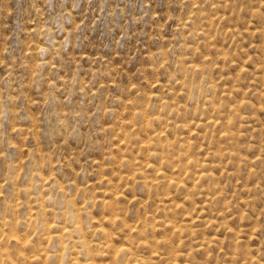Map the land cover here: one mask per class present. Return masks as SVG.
I'll list each match as a JSON object with an SVG mask.
<instances>
[{
  "label": "rangeland",
  "instance_id": "1",
  "mask_svg": "<svg viewBox=\"0 0 264 264\" xmlns=\"http://www.w3.org/2000/svg\"><path fill=\"white\" fill-rule=\"evenodd\" d=\"M0 243L264 264V0H0Z\"/></svg>",
  "mask_w": 264,
  "mask_h": 264
},
{
  "label": "bare ground",
  "instance_id": "2",
  "mask_svg": "<svg viewBox=\"0 0 264 264\" xmlns=\"http://www.w3.org/2000/svg\"><path fill=\"white\" fill-rule=\"evenodd\" d=\"M202 106V105H201ZM145 135V134H144ZM141 142V141H140ZM161 146V145H160ZM136 147V146H135ZM171 148V147H170ZM146 149V148H145ZM174 149V148H173ZM139 152V151H138ZM137 152V153H138ZM139 154V153H138ZM180 154V153H179ZM220 154V153H219ZM140 155V154H139ZM129 159H131V158H129ZM140 159V158H139ZM142 160V159H141ZM140 160V161H141ZM146 160V159H145ZM237 161V160H236ZM143 162H144V160H143ZM142 167V166H141ZM139 169V168H138ZM147 169V168H146ZM157 169V168H156ZM145 170V169H144ZM148 173V172H147ZM151 173V172H150ZM167 173V172H166ZM165 173V174H166ZM135 174V173H134ZM148 175V174H147ZM200 176H202V175H200ZM149 177V176H148ZM159 177V176H158ZM172 177V176H171ZM144 178V177H143ZM152 179V178H151ZM147 182H148V180H147ZM150 184V183H149ZM165 188V187H164ZM164 188H163V190H164ZM207 189V188H206ZM148 194V193H147ZM193 197V196H192ZM224 201V200H223ZM228 202V201H227ZM165 203V202H164ZM246 204V203H245ZM118 206V205H117ZM172 206V205H171ZM205 206V205H204ZM80 210V209H79ZM119 211V210H118ZM80 215V214H79ZM155 217V216H154ZM104 218V217H103ZM213 221V220H212ZM78 222H80L79 220H78ZM74 224V223H73ZM146 225V224H145ZM79 226V225H78ZM80 227V226H79ZM147 227V226H146ZM175 227V226H174ZM178 227V226H177ZM81 228V227H80ZM167 228V227H166ZM192 228V227H191ZM145 229V228H144ZM175 229V228H174ZM105 232V231H104ZM132 234V233H131ZM194 234V233H193ZM15 235V234H14ZM169 236V235H168ZM113 237V236H112ZM125 237V236H124ZM15 238H16V242L17 243H19V244H23L24 246H25V244H27V242L23 239V238H20L19 236H16L15 235ZM28 239V238H27ZM134 239V238H133ZM107 240V239H106ZM140 241V240H139ZM1 245H0V247L1 246H3L2 245V243H0ZM59 245V244H58ZM82 245V244H81ZM34 247V246H33ZM120 249V248H119ZM115 250V249H114ZM174 253V252H173ZM97 256V255H96ZM118 256V255H117ZM146 260V259H145ZM178 260V259H177ZM173 261H175V260H173ZM93 264V263H92ZM109 264V263H108ZM178 264V263H177Z\"/></svg>",
  "mask_w": 264,
  "mask_h": 264
}]
</instances>
